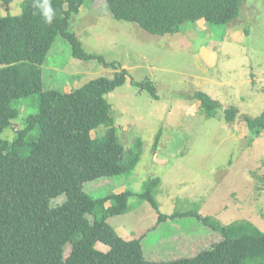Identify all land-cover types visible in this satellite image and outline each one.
<instances>
[{"label":"rangeland","instance_id":"obj_1","mask_svg":"<svg viewBox=\"0 0 264 264\" xmlns=\"http://www.w3.org/2000/svg\"><path fill=\"white\" fill-rule=\"evenodd\" d=\"M25 1L0 3V18L18 16L13 14L17 9L21 14ZM180 29L152 35L112 17L106 0H86L69 30L86 53L103 56L110 65L76 59L67 40L56 38L42 67L45 90L70 93L94 79L128 71L127 82L106 97L118 141L128 154L139 144L140 161L129 174L89 182L85 190L96 199L125 190L140 194L147 182L159 179L153 195L160 213L193 211L222 226L243 222L236 236L264 233V132L254 138L245 122L264 110V0H246L238 18L226 25L200 20ZM144 80L156 86L158 99L134 85ZM197 92L219 104L215 117L203 114ZM14 104L20 116L3 133L10 140L25 129L28 116L38 113L40 98L36 94ZM232 107L238 114L227 123L224 111ZM108 130L101 126L91 135L102 137ZM37 136L36 129L28 140ZM129 204L130 212L111 218L110 224L125 240H142L151 261L194 257L224 239L194 217L178 215L158 223L159 213L147 201L133 197ZM97 248L108 251L101 243ZM70 251L68 245L65 255Z\"/></svg>","mask_w":264,"mask_h":264},{"label":"trees","instance_id":"obj_2","mask_svg":"<svg viewBox=\"0 0 264 264\" xmlns=\"http://www.w3.org/2000/svg\"><path fill=\"white\" fill-rule=\"evenodd\" d=\"M245 1L106 0L116 20L160 36L180 32L186 22L226 25L238 18ZM85 2L52 0L56 16L51 25L34 14L33 0L25 1L20 15L0 18V264H264V233L240 231L236 236L245 227L243 222L222 226L193 211L160 213L153 195L159 179L147 182L140 194L125 190L96 199L86 192L89 182L129 174L141 154L137 153L139 144L128 154L118 141L112 105L106 97L127 82V70L113 78L94 79L70 93L44 89L42 67L59 36L71 45L74 58L110 65L103 56L86 53L80 38L69 30L72 16ZM134 85L158 99L150 80ZM36 94L38 113L25 119V129L13 140L3 138L20 116L15 101ZM196 99L203 114L216 116L219 104L208 94L197 92ZM237 111L235 107L224 111L227 123L234 122ZM245 122L254 138L260 136L264 110L258 117H246ZM101 126L109 128L107 134L93 138L92 131ZM36 129L37 138L29 141ZM133 197L147 201L159 213L158 223L178 215L194 217L221 232L224 239L194 257L151 261L142 240H125L109 221L130 212ZM59 199L62 202L55 203ZM99 243L108 251L99 250ZM68 245L71 251L65 255Z\"/></svg>","mask_w":264,"mask_h":264},{"label":"clouds","instance_id":"obj_3","mask_svg":"<svg viewBox=\"0 0 264 264\" xmlns=\"http://www.w3.org/2000/svg\"><path fill=\"white\" fill-rule=\"evenodd\" d=\"M32 7L36 10L34 14H39L44 23L51 25L56 16V9L53 7L52 0H33ZM14 15H19L20 10L17 9ZM0 15H4L0 12Z\"/></svg>","mask_w":264,"mask_h":264}]
</instances>
